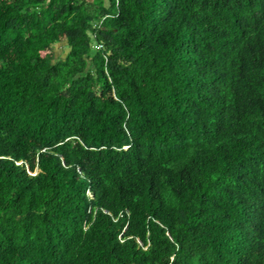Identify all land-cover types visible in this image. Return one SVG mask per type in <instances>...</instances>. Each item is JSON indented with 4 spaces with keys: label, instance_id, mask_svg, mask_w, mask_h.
<instances>
[{
    "label": "trees",
    "instance_id": "obj_1",
    "mask_svg": "<svg viewBox=\"0 0 264 264\" xmlns=\"http://www.w3.org/2000/svg\"><path fill=\"white\" fill-rule=\"evenodd\" d=\"M0 264H264V0H0Z\"/></svg>",
    "mask_w": 264,
    "mask_h": 264
},
{
    "label": "rangeland",
    "instance_id": "obj_2",
    "mask_svg": "<svg viewBox=\"0 0 264 264\" xmlns=\"http://www.w3.org/2000/svg\"><path fill=\"white\" fill-rule=\"evenodd\" d=\"M64 45L63 44H58L57 46H56V50L59 52V53H61V52H63V50H64Z\"/></svg>",
    "mask_w": 264,
    "mask_h": 264
}]
</instances>
